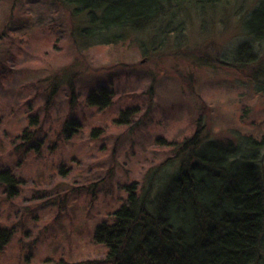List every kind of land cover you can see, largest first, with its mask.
Wrapping results in <instances>:
<instances>
[{"label":"rangeland","instance_id":"374dc122","mask_svg":"<svg viewBox=\"0 0 264 264\" xmlns=\"http://www.w3.org/2000/svg\"><path fill=\"white\" fill-rule=\"evenodd\" d=\"M257 2L188 9L185 33L165 43L153 29L107 43L122 33L112 29L98 43L63 0H0V169L21 181L11 198L0 185V223L14 230L0 264H107L94 229L128 186L142 196L164 186L181 166H164L176 145L197 130L243 152L246 137L264 141V44L253 77L229 66ZM98 86L113 92L110 106L87 104ZM258 152L264 161V144Z\"/></svg>","mask_w":264,"mask_h":264},{"label":"trees","instance_id":"16d2710c","mask_svg":"<svg viewBox=\"0 0 264 264\" xmlns=\"http://www.w3.org/2000/svg\"><path fill=\"white\" fill-rule=\"evenodd\" d=\"M224 1L63 0L74 6V13L85 12L89 28L81 36H95L98 43H105L102 35L112 29L122 33L107 38V43L124 40L128 32L149 29L165 43L170 36L185 33L193 18L188 9L204 14ZM242 19L244 33L250 39L240 44L237 62L229 66L253 77L252 65L259 61L255 44H264V0H258ZM159 24H165V28L156 32ZM199 58L209 62L205 56ZM56 91L54 87L49 100ZM112 93L104 86L92 88L87 104L108 107ZM134 110L122 115L128 116ZM70 124L77 121H71L67 128ZM199 131L176 145L175 158L164 166L176 160L181 166L164 186L144 196L136 184L128 186L127 200L114 211L111 220L94 229L93 241L107 251L105 263L264 264V161L258 154L264 141L246 137L244 145L249 152H243L232 141H208ZM0 185L11 198L18 195L21 181L4 168L0 169ZM13 235V229L0 223V253Z\"/></svg>","mask_w":264,"mask_h":264}]
</instances>
